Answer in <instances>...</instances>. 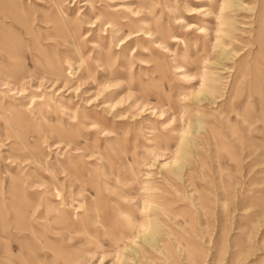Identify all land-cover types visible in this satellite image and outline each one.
I'll return each instance as SVG.
<instances>
[{
  "label": "rangeland",
  "instance_id": "obj_1",
  "mask_svg": "<svg viewBox=\"0 0 264 264\" xmlns=\"http://www.w3.org/2000/svg\"><path fill=\"white\" fill-rule=\"evenodd\" d=\"M0 264H264V0H0Z\"/></svg>",
  "mask_w": 264,
  "mask_h": 264
},
{
  "label": "bare ground",
  "instance_id": "obj_2",
  "mask_svg": "<svg viewBox=\"0 0 264 264\" xmlns=\"http://www.w3.org/2000/svg\"><path fill=\"white\" fill-rule=\"evenodd\" d=\"M216 16V15H215ZM145 34H147L146 32H144ZM141 35V33L140 32H138V33H136V34H134L132 37H128V38H126V40H124V41H121V43L123 44H126V43H131L132 42V38H137V37H139ZM147 37H149V34H147V36H146V38ZM67 64H68V66L71 68V65H72V63L70 62V61H67ZM77 67H78V71H79V69H80V67L77 65ZM78 71H77V73H78ZM73 73V72H72ZM74 74H76V73H74ZM185 76V75H184ZM186 77V76H185ZM126 109H128V107H123V108H118V107H116L115 109H114V115L115 116H124V115H126L125 114V110ZM129 116H131L130 114H129ZM142 228V227H141Z\"/></svg>",
  "mask_w": 264,
  "mask_h": 264
}]
</instances>
